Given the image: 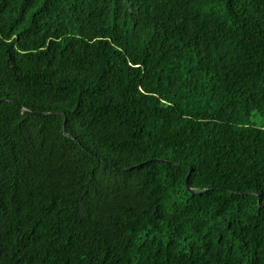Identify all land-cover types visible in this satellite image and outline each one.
<instances>
[{
    "label": "trees",
    "instance_id": "obj_1",
    "mask_svg": "<svg viewBox=\"0 0 264 264\" xmlns=\"http://www.w3.org/2000/svg\"><path fill=\"white\" fill-rule=\"evenodd\" d=\"M0 98V264H264V0H0Z\"/></svg>",
    "mask_w": 264,
    "mask_h": 264
},
{
    "label": "water",
    "instance_id": "obj_2",
    "mask_svg": "<svg viewBox=\"0 0 264 264\" xmlns=\"http://www.w3.org/2000/svg\"><path fill=\"white\" fill-rule=\"evenodd\" d=\"M3 100V101H12L11 99H8V98H0V101ZM23 110L27 111V112H30V113H35V114H41V115H44V114H52V113H56V112H37V111H33V110H28L26 108H22ZM63 116H64V119H63V122H62V130H63V133L68 136V137H72L69 133L66 132V129H65V125H66V117L64 115V113L62 112L61 113ZM161 161H166L167 160H163V159H160ZM185 186L187 188L188 191L190 192H195L196 190L194 188H192L188 182H187V178H185ZM259 205H261L260 202H258Z\"/></svg>",
    "mask_w": 264,
    "mask_h": 264
}]
</instances>
